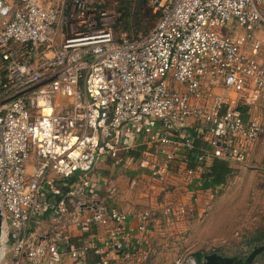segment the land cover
Here are the masks:
<instances>
[{
    "label": "built area",
    "instance_id": "1",
    "mask_svg": "<svg viewBox=\"0 0 264 264\" xmlns=\"http://www.w3.org/2000/svg\"><path fill=\"white\" fill-rule=\"evenodd\" d=\"M152 5L159 18L147 34L117 37L118 13L97 0H0V210L16 264H43L70 246L74 264H85L87 247L72 246L68 225L107 226L108 244L93 246L104 264H123L116 253L130 249V215L103 204L89 211L75 204L70 224H54L37 242L25 238L30 222L50 208L42 194L54 190L55 180L45 170L81 173L55 204L61 218L89 185L96 163L117 152L119 142L128 154V140L136 137L145 152L163 157L150 170V188L168 196L176 164L184 169V189L199 203L202 190L219 185L203 178L215 158L239 161L242 145L264 139V118L242 107L246 94L255 101L264 90V59L256 57L264 47V0ZM193 128L206 142L198 150ZM33 154L41 161L30 171ZM118 191L110 179V197ZM153 208L135 213L137 241L151 230ZM186 211V204L176 209L168 201L163 214L178 219ZM172 264L199 263L186 256Z\"/></svg>",
    "mask_w": 264,
    "mask_h": 264
},
{
    "label": "crops",
    "instance_id": "2",
    "mask_svg": "<svg viewBox=\"0 0 264 264\" xmlns=\"http://www.w3.org/2000/svg\"><path fill=\"white\" fill-rule=\"evenodd\" d=\"M58 3H62V0H54ZM66 10L69 8V3H66ZM261 27L260 31L262 30ZM261 32L259 33V35ZM256 57L264 59V47L256 54ZM243 108H246L247 112H249L252 116H257L259 118H264V90L258 100L253 101L251 97H243ZM241 109V108H240ZM195 125V124H193ZM197 128L191 129V131L196 134V136L201 137V134L196 130ZM203 136V135H202ZM204 139H202L203 142ZM120 144H124L123 142H119ZM128 143L132 145L130 150H134L139 152L137 156L131 154V151L126 154L124 150H120L119 147L122 148V145H118L117 152H110L107 155H104L95 165L94 170L87 174V181L89 182L88 186L82 187V190L78 191L79 193L73 198V203H68L69 212L67 215L58 218L56 203L65 197L66 192L76 187V182L79 181L81 173H74L69 177L59 176L53 171L45 170V177H52L55 180V188L54 190L46 189L42 194V199L44 202L50 204V208L45 211L41 216L37 217L33 221L30 222L28 227L24 231V237L30 239L31 241L37 242L45 237L50 231L51 227L58 223L64 224L65 222L69 223V219L71 217V212L74 210L76 205H80L83 207V210H90V208H94V206L98 204H103L105 206L111 207L115 206L120 211L128 213L130 215L127 226L129 229H132L133 238L130 244L129 251L116 253V257L120 258L123 261V264H151L152 256H149L148 251H151V243L154 242L155 239L160 240V235H166V233L171 234L170 230L163 228L166 224L167 226H171V228H175L176 226H180L186 223L187 217L186 215L179 216L178 219L175 216H171L170 218L166 217L163 214L165 203L162 200H166L165 196L167 193H162L158 189H151L150 183L155 182L154 178L150 175V170L153 166L160 163L163 160V157L157 153L156 150L154 152H145V148L139 144L136 137H131L128 140ZM205 143V140L204 142ZM240 158H243L246 155L254 156L252 159H255L258 162H262L264 164V139H260L254 143H247L240 147L239 150ZM118 157H122V161L117 164L116 160ZM41 161L35 154L31 155L29 161V170L33 171L35 166H39ZM196 161L193 157L190 159L189 166L191 162ZM241 160L236 161V164H231L230 166L233 168V173L239 167L238 165ZM171 169V173L169 174V181L174 183L175 185L182 184V188H185L184 180L182 178L183 170H179L176 164H173ZM203 173V172H202ZM85 177V176H83ZM134 177H137L141 180L142 184L145 186V192L139 191L141 188H137L134 190L131 189L129 183L130 180ZM203 178L205 177V173L203 174ZM113 179L116 185L119 187V191L113 196L110 197L108 192L109 180ZM77 190V189H76ZM143 190V191H144ZM208 189L202 190L199 195L201 196L199 199V203L202 200V197ZM150 195V197L141 199L140 196ZM168 199V198H167ZM76 204V205H75ZM133 204V205H132ZM150 206H153V210L155 214L150 220L151 230L146 233L145 237L141 241H137L135 239L138 235L137 226L139 224V219L135 218V213L140 210L148 209ZM175 207L178 209V202H175ZM165 224V225H164ZM69 226L70 229V240L71 244L74 248H82L87 247L85 253V264H104V261L101 259L100 254L95 252L93 246H106L108 243V230L107 226L101 225H91L89 228H77L74 226ZM5 224H2V230L0 235V240H4L5 235ZM140 235H138L139 237ZM159 237V238H157ZM162 239V238H161ZM163 241V240H160ZM4 245L0 244V259L4 255L3 248ZM148 247V248H147ZM70 248H63L55 255L51 256L44 260L43 264H74L73 258L70 254ZM153 251V250H152ZM25 264H30L26 259L22 260Z\"/></svg>",
    "mask_w": 264,
    "mask_h": 264
},
{
    "label": "rangeland",
    "instance_id": "3",
    "mask_svg": "<svg viewBox=\"0 0 264 264\" xmlns=\"http://www.w3.org/2000/svg\"><path fill=\"white\" fill-rule=\"evenodd\" d=\"M97 1L118 13L114 18L115 33L119 32L121 26L129 36L143 35L157 21L158 14L152 0ZM253 157L246 155L243 160L240 159L242 164L228 176L225 184L215 185L213 190L205 191L200 203L192 202L181 183L175 185L169 181L166 188L171 189V192L162 202L186 204L187 211L184 215L187 217L189 213V216L185 224L175 228L164 224L161 229L164 231L167 228L171 234L160 235V240L163 241L155 239L151 243L152 249L148 251L149 256H152L151 264H172L178 258L193 256L197 252L242 258L255 248L248 242L257 240L264 230V164L252 159ZM231 164L237 165V162ZM133 179L137 182L135 189L144 186L137 177ZM143 190L141 188L138 192H145L146 189ZM141 194L142 200L145 196L150 197ZM3 221L5 222L4 216ZM5 238L4 235V240H0V244L5 247L0 264H16L12 260L10 244L5 243ZM260 238L264 241L263 236ZM262 245L264 242L257 246ZM22 260L18 264H25ZM252 264H264V250Z\"/></svg>",
    "mask_w": 264,
    "mask_h": 264
},
{
    "label": "trees",
    "instance_id": "4",
    "mask_svg": "<svg viewBox=\"0 0 264 264\" xmlns=\"http://www.w3.org/2000/svg\"><path fill=\"white\" fill-rule=\"evenodd\" d=\"M102 5H103L105 8L109 9V8H108L103 2H102ZM110 10H111V9H110ZM156 13L158 14V17H157V20H158V18H159V12H156ZM119 20H120V18H119ZM156 22H157V21H156ZM155 24H156V23H155ZM152 28H153V27H151V28L148 30V32H149ZM119 29H120L119 32L116 33V36H117V37H120L121 34H122V32H124V31H123L124 29H123L121 26H119ZM148 32H146L145 34H147ZM128 35H129V34H128ZM131 37H132V36H131ZM195 135H196V134H195ZM202 139H203L202 136H201V137H199V136H198V137H197V136L195 137V146H196L195 149L198 150V148H200V147H202V146H204V145L206 144V142L203 143L204 140H203V142H202ZM197 150H195V151H197ZM130 151H131V154L134 155V156H137V155L139 154L138 151H136V153L133 152L134 150H130ZM191 165H195V162L192 161V162H191ZM230 165H231V164H230L229 162H227L226 160L219 159V158H215V159L213 160V162H212L211 167H210V171L205 173V177H210L212 183H215V184H225V182H226L228 176L231 175V174L233 173V168H232ZM261 236H263V238H264V230H263L262 234L257 238V240L254 239V240L248 242V243L250 244V246L255 247V248L260 247V246H257V245L260 244V243H263V242H264L263 240H260V239H261V238H260ZM262 246H264V245H262ZM255 248H254V249H255ZM193 256L197 259V261H198L199 264H205V259H204L205 254H204V253H202V252H197V253H195ZM258 256H259V255H258ZM258 256H257V257H258ZM256 259H257V258H256Z\"/></svg>",
    "mask_w": 264,
    "mask_h": 264
},
{
    "label": "water",
    "instance_id": "5",
    "mask_svg": "<svg viewBox=\"0 0 264 264\" xmlns=\"http://www.w3.org/2000/svg\"><path fill=\"white\" fill-rule=\"evenodd\" d=\"M3 223V214L0 210V233ZM264 250V246L253 249L246 257L238 258L222 255L219 253L205 254V264H252L257 256Z\"/></svg>",
    "mask_w": 264,
    "mask_h": 264
},
{
    "label": "bare ground",
    "instance_id": "6",
    "mask_svg": "<svg viewBox=\"0 0 264 264\" xmlns=\"http://www.w3.org/2000/svg\"><path fill=\"white\" fill-rule=\"evenodd\" d=\"M44 111H45V112H49L50 110H49V109H45ZM3 223L5 224L4 221H3ZM3 223H2V224H3ZM4 229H5V228H4ZM1 230H2V229H1ZM3 248H5V247H3Z\"/></svg>",
    "mask_w": 264,
    "mask_h": 264
}]
</instances>
